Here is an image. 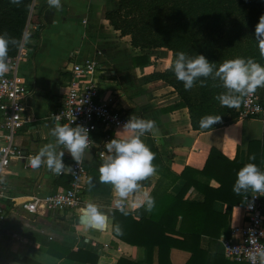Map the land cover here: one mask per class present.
<instances>
[{
  "label": "crops",
  "instance_id": "crops-1",
  "mask_svg": "<svg viewBox=\"0 0 264 264\" xmlns=\"http://www.w3.org/2000/svg\"><path fill=\"white\" fill-rule=\"evenodd\" d=\"M33 4L41 10L43 28L36 50L24 47L25 60L19 64L18 75L29 90L25 104L34 120L24 124L14 136L15 143L26 153L35 156L44 145L54 144L57 153L64 152L62 162L73 161L71 154L50 135L57 126L53 125L50 115L61 104L71 64L85 59L94 62L95 100L104 101L128 118L135 116L154 121V129L141 136V140L148 148L155 149L163 166L175 175L185 167L201 170L211 148L228 160L236 156L238 163L244 164L247 143L264 138V122L257 119L240 120L204 132L192 130L186 109L172 108L176 103L172 88L157 80H147L151 73L169 68L170 52L132 48L128 36L113 30L103 18V12L115 9L116 0H61L59 10L49 8L47 0H34ZM141 55L148 57L150 66L141 68L132 64V58ZM129 135L119 128L111 133L110 141ZM108 155L107 151L105 158L98 159L93 150H88L82 163L99 171ZM261 168L264 170V157ZM58 178L44 165L33 169L23 167L18 161L9 164L1 177L11 199L0 200V264H76L65 257V250L94 254L97 256L95 264H115L120 258L144 264L141 263L142 248L123 244L110 234V214L113 210L136 209L146 188L140 186L117 207L113 187L85 172L81 181V207L86 203L96 205L107 217L103 229L91 227L80 210L36 215L21 209L20 203L34 193L52 195L62 189L64 186ZM194 179L211 188L218 186L200 175H195ZM156 180L153 174L143 181L153 185ZM181 186L182 181L178 180L167 193L174 196ZM183 200L201 203L203 198L189 189ZM211 210L226 217L227 237L221 233L210 245L205 264H231L225 263L221 256L220 241L229 238L231 230L242 224V206L213 202ZM199 247L207 248L205 237L200 239ZM211 253L224 260L212 258L211 261ZM188 257L187 252L177 249H171L168 255L170 264H184ZM148 264H155L154 254Z\"/></svg>",
  "mask_w": 264,
  "mask_h": 264
},
{
  "label": "trees",
  "instance_id": "trees-1",
  "mask_svg": "<svg viewBox=\"0 0 264 264\" xmlns=\"http://www.w3.org/2000/svg\"><path fill=\"white\" fill-rule=\"evenodd\" d=\"M116 8L103 12V18L113 30L121 36L129 37V44L138 50L165 49L170 52V66L177 52H185L190 57L203 55L215 69L225 60L235 58H252L264 67L255 36V27L261 15H264V0H116ZM34 0H22L20 5L10 0H0V34L18 41L9 43L8 58L16 55L21 43L24 47L35 51L39 32L43 28L41 10L33 4ZM27 31V41L24 33ZM30 41V43H29ZM134 66L141 68L150 66L146 55L132 58ZM161 73H151L147 80L159 81L160 84L172 88L176 95L173 109L185 108L189 124L194 131H209L235 123V108L223 107L214 99L225 93L221 81L207 78L206 86H201L199 78L191 90H185L171 68ZM264 92V87L262 89ZM206 115L220 116L221 120L207 129L200 128L199 121ZM155 159L152 164L156 168L155 184L146 185L145 193L154 198V208L146 211V198L133 211L113 210L110 214V234L128 246L143 249L141 263L148 264L155 255V264H170L168 255L171 249L189 254L184 264H205L210 245H213L222 233L227 237L226 217L211 210L213 202L228 206H242V196L251 191L237 195L233 191L238 171L247 163H254L261 168L264 157V138L260 141H249L246 148L244 164H239L237 157L228 160L214 149H209L201 170L185 167L180 174L171 173L163 166L154 148H149ZM255 156V160L249 157ZM85 172L99 180L100 173L91 166L83 165ZM195 175L203 176L218 184L211 188L194 179ZM182 181L179 191L171 196L167 190L176 182ZM63 188L67 187L68 176H60ZM100 181V180H99ZM108 187L111 184L103 183ZM193 189L203 200L194 203L183 200L185 193ZM262 216L264 222V198ZM119 226L120 231L116 230ZM202 237L207 239L205 250L199 247ZM67 259L76 264H95L97 256L85 251H64ZM217 257L211 253V261ZM224 260V259H223ZM225 263L229 262L224 260ZM231 264H239L229 262ZM115 264L131 263L126 259H118ZM212 264V263H210Z\"/></svg>",
  "mask_w": 264,
  "mask_h": 264
},
{
  "label": "built area",
  "instance_id": "built-area-1",
  "mask_svg": "<svg viewBox=\"0 0 264 264\" xmlns=\"http://www.w3.org/2000/svg\"><path fill=\"white\" fill-rule=\"evenodd\" d=\"M27 37L26 32L24 37ZM25 57L23 43L17 53L9 57V70L0 76V200L11 199L1 177L13 161L21 162L23 167L32 168L30 157L14 141L15 133L26 123L34 120L28 111L25 99L29 94L25 83L18 75V67ZM94 62L83 60L70 66V79L65 88L63 99L58 108L50 115L53 125L83 127L88 130L89 144L85 151L93 150L98 159L105 158L106 143L111 133L123 128L129 118L122 112L112 109L97 98V86L93 80ZM258 88L254 94L244 97L240 106L235 108L236 120L257 119L264 122V92ZM72 171H63L55 177L68 176L67 187L52 195L34 193L20 207L28 214L64 212L82 209V179L85 176L82 160L62 162ZM263 193L253 192L242 196L243 219L239 227L231 230L230 237L220 241L221 256L239 264H252L250 255L264 249V226L262 216ZM236 234L237 237L234 236ZM256 264H259L257 259Z\"/></svg>",
  "mask_w": 264,
  "mask_h": 264
},
{
  "label": "clouds",
  "instance_id": "clouds-1",
  "mask_svg": "<svg viewBox=\"0 0 264 264\" xmlns=\"http://www.w3.org/2000/svg\"><path fill=\"white\" fill-rule=\"evenodd\" d=\"M22 0H10L14 5H20ZM49 8L59 10L61 0H47ZM255 36L261 57H264V15H261L255 27ZM26 40L27 37L25 36ZM17 44L18 41L8 37L7 33L0 34V76L9 70L8 45ZM175 77L184 84L185 90H191L195 82L200 81L201 86H206L207 78L219 79L225 93L214 97L221 106L228 108H238L244 97L254 94L258 88L264 87V67L252 58H235L225 60L215 69V64L210 63L203 55L190 57L185 52H177L174 61L170 66ZM221 120L220 116L206 115L201 117L200 128L207 129ZM155 127V122L131 116L123 125V131L130 133L125 139L114 138L106 143L109 155L99 168V180L101 183H108L113 186L117 196L116 205L120 207L123 201L132 193L139 190V181L146 179L156 172L152 161L155 154L141 140L146 132H151ZM50 135L55 137L56 144L62 145L77 164L82 160L85 150L88 148L89 135L86 128L69 125L55 126ZM64 152L57 153L54 144L44 145L38 154L30 157L33 169L44 165L56 174L63 171H72L70 166L62 163ZM255 160V156L249 157ZM264 193V172L260 171L254 163H247L237 173L233 191L240 195L241 192ZM146 198V211L154 208V198L144 193ZM81 213L87 217L88 224L96 229H103L106 226L107 217L98 210L92 203L80 209ZM119 232V226H116ZM264 264V249H260L250 255L252 264Z\"/></svg>",
  "mask_w": 264,
  "mask_h": 264
},
{
  "label": "rangeland",
  "instance_id": "rangeland-1",
  "mask_svg": "<svg viewBox=\"0 0 264 264\" xmlns=\"http://www.w3.org/2000/svg\"><path fill=\"white\" fill-rule=\"evenodd\" d=\"M26 34H27V31H26ZM22 60L24 61L25 60V57L24 58H22ZM14 141H16V140H14ZM83 198V197H82Z\"/></svg>",
  "mask_w": 264,
  "mask_h": 264
}]
</instances>
